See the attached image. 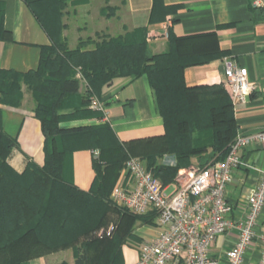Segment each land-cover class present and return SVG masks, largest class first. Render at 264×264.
Masks as SVG:
<instances>
[{"label": "trees", "instance_id": "obj_1", "mask_svg": "<svg viewBox=\"0 0 264 264\" xmlns=\"http://www.w3.org/2000/svg\"><path fill=\"white\" fill-rule=\"evenodd\" d=\"M25 2L50 37L52 44L43 47L38 70L23 75L0 71V95L5 103L17 106L20 104L22 93L19 84L13 83L11 78H34L39 84L49 72L47 83L35 87L40 92L37 99L41 101L34 110L42 122L46 137V161L43 167L31 164L22 174L9 166L6 157L18 143L3 131L0 110V264H21L28 258L69 246L76 248L74 264H92L87 244L108 240L110 242L104 245L103 255L106 260L103 264H114V257H119L124 264L123 246L129 243V240L140 241L141 237L135 229H128L115 239L121 224L131 213L145 216L142 219L144 224L155 226L153 220L156 216L152 213L138 215L119 207L123 219L111 236L105 235L108 230H102L101 223L104 214L113 205L107 199L106 185L102 179L101 162L105 156L99 157V173L95 186L89 193L64 180L63 158L67 152L91 146L98 148L102 153L107 152V161H111L113 165L124 167L126 158L132 157L137 151L131 146H123L107 124L71 128L60 126L63 119L71 117L61 114L69 104L68 97L79 92L80 81L75 78V70L81 66L90 96L100 95L102 87L117 77H138L143 74L148 76L165 120V134L148 142L143 152L154 153L141 158L147 159V168L152 170L154 176L164 185L174 183L179 171L192 167L197 160L204 167L211 160L225 158L230 144L237 136L233 102L225 88L220 85H187L186 67L207 60L201 58L196 49H190V44L183 38H172L168 51L152 53L146 29L136 27L126 38L107 36L91 48L81 45L73 51H61V44L51 34L54 11L62 12L70 0ZM57 24L58 27L61 26L59 22ZM89 98L84 103L77 98L76 106L79 108L83 104H89ZM82 112L88 115L100 114L89 109H77L73 114ZM167 153L175 155V166L156 163L157 155L162 157ZM56 187L64 191L69 203L75 202L77 196H85L90 197L95 206L104 210L96 226L79 233L71 244L61 248L43 245L48 250L39 251V223L53 219L49 208ZM100 232H103L104 236H100ZM22 246L23 251L20 249Z\"/></svg>", "mask_w": 264, "mask_h": 264}, {"label": "crops", "instance_id": "obj_2", "mask_svg": "<svg viewBox=\"0 0 264 264\" xmlns=\"http://www.w3.org/2000/svg\"><path fill=\"white\" fill-rule=\"evenodd\" d=\"M68 3V13H82L88 16L96 10V0H79ZM133 28L142 27L147 31V40L152 53L168 51L172 38H183L190 49H196L207 61L190 65L185 69L188 86L202 84L220 85L229 94L225 84L224 58L229 57L239 66L248 70L249 79L258 86L246 103L234 106L237 134H252L264 129V10L254 9L252 0H124ZM104 4L105 0H103ZM81 6L82 9L80 8ZM88 18V17H87ZM194 36L193 38H187ZM187 38V39H186ZM36 16L25 0H0V71L27 74L39 69L43 47L50 44ZM78 71L77 73H79ZM80 81L77 95L68 97V106L61 114L71 115L60 122L63 128L107 124L123 146L136 148L134 154L147 157L154 152H143L148 142L165 134V120L158 106L157 96L146 74L138 77H117L102 87L95 96L105 104L108 115H88L86 111L91 96L84 76ZM82 74V72H80ZM230 96V95H229ZM89 98V104L77 107ZM85 105V106H84ZM3 131L17 140L6 161L17 173L22 174L32 165L43 167L46 161V137L41 120L34 110L22 104L17 106L0 100ZM93 111V110H91ZM96 112V111H94ZM99 113V112H98ZM111 153V152H110ZM112 154V153H111ZM109 155L98 148L83 146L67 152L63 158V177L79 190L89 193L95 186L98 175L99 157L102 179L106 185L107 199L117 186L130 184L131 179L124 167L107 161ZM244 165L233 170L232 182L227 186V198L233 204V218L241 221L248 208L247 198L257 185L260 172L264 169V149L260 142L253 141L242 151ZM147 159L144 158L143 162ZM157 164L175 166L174 154L157 155ZM196 164V161H195ZM100 166V165H99ZM193 165L192 167H194ZM187 169V168H186ZM185 169L179 171L183 172ZM114 201V200H113ZM120 206L112 207L104 214L102 230L115 229L122 221ZM158 225V216L153 225ZM156 226V225H155ZM147 225V227H155ZM264 231V209L256 227L257 235ZM138 234V233H137ZM239 237L238 228L219 235L212 246L214 255L219 256L234 246ZM125 246H123L124 264ZM75 247L51 250L21 264H53L65 262L74 264ZM261 258V242L256 238L246 252L245 264H258Z\"/></svg>", "mask_w": 264, "mask_h": 264}, {"label": "built area", "instance_id": "obj_3", "mask_svg": "<svg viewBox=\"0 0 264 264\" xmlns=\"http://www.w3.org/2000/svg\"><path fill=\"white\" fill-rule=\"evenodd\" d=\"M252 7L264 9V0H252ZM225 86L234 106L246 103L258 86L251 81L248 70L231 58L225 57ZM80 78L82 74L79 72ZM91 110L107 117L104 103L91 96ZM253 141L264 149V129L252 134H237L224 159L212 161L202 168H194L193 176L181 184L164 185L154 176L139 157H130L124 170L130 184L117 186L112 199L131 212L144 215L155 211L158 225L151 227L155 233L142 236L140 241L129 240L136 247L139 257L135 264H245V255L256 238L261 242V258L264 264V231L257 235L256 227L264 209V169L258 168L260 178L247 198L248 208L241 221L233 218V204L227 198V186L232 182L233 170L244 165L242 151ZM238 228L239 237L231 248L219 256L212 252L217 237ZM113 228L105 232L111 236ZM104 236L103 232L99 233Z\"/></svg>", "mask_w": 264, "mask_h": 264}, {"label": "rangeland", "instance_id": "obj_4", "mask_svg": "<svg viewBox=\"0 0 264 264\" xmlns=\"http://www.w3.org/2000/svg\"><path fill=\"white\" fill-rule=\"evenodd\" d=\"M75 1L80 2L79 0H72V3H75ZM95 2L96 5L94 6V8H96V10L92 9V12H90L88 16H85L82 13H75V11H71L70 13H68L67 8L69 4L66 8H64L62 12L54 11V25L51 29V34L55 39H58V42L61 44V51H73L81 45L86 46L87 48H91L95 45V43L102 42L107 36H123L124 38H126L129 33L133 32L135 28H133L131 25L130 16L125 8L126 4H124V0H105L106 5L104 4L103 0H96ZM82 7L83 6H81L80 8L82 9ZM57 22L60 23V27H58ZM51 44L52 41H50V44L47 46L49 47ZM78 71L82 72L81 66H78V68L75 70L76 73ZM48 77L49 72L46 73L39 84L38 81L34 78H11L13 83L16 82L20 86L22 94L19 103L26 108L36 110L41 100L37 99V95L40 92L36 90L35 87H37V85H45L47 83L46 78ZM0 100H3L2 95H0ZM132 157L139 156L132 155ZM127 159L129 158L127 157L125 162L127 161ZM212 161L214 160L209 161L207 164L211 163ZM202 167L203 166H201L199 161L197 160L194 167L185 169V174L181 177V184L185 183L193 176L195 172L194 168ZM176 182L177 181H174V183ZM51 200L49 211L53 219L51 221L42 220L39 223L41 228L37 232L39 234V251L48 250L47 248H45L46 246L49 247L51 245H55L60 246L59 248H61L63 246L71 244L72 240H74L79 233L88 231L92 227L96 226L98 221L101 219L104 210L97 207V205L95 206V203L91 202L90 197L88 198L85 196H77L76 200H74L75 202L69 203L64 191H61L57 187L53 190V196ZM111 202L113 205L117 204L113 200ZM150 213H152L154 217L158 216L155 211H151ZM143 217L145 216H137L130 213L125 221L121 224L119 233H117L115 239L119 235L125 233L128 229L130 231L135 229L138 234L147 237L155 233V230L153 228L147 227V225L144 224V220H142ZM155 225L157 226V224ZM108 242H110V240L105 242H95L87 244L92 264H103L105 262L106 258H104L103 251L104 245ZM124 248L125 262H133L135 264L139 257L138 249L129 243H127ZM20 249H22L23 251V246L20 247ZM114 264L123 263L119 257H114Z\"/></svg>", "mask_w": 264, "mask_h": 264}]
</instances>
